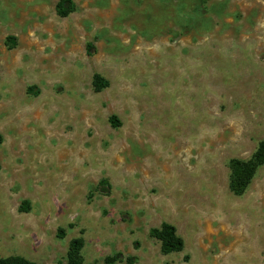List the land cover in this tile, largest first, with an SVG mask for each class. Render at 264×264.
I'll list each match as a JSON object with an SVG mask.
<instances>
[{
  "label": "rangeland",
  "instance_id": "obj_1",
  "mask_svg": "<svg viewBox=\"0 0 264 264\" xmlns=\"http://www.w3.org/2000/svg\"><path fill=\"white\" fill-rule=\"evenodd\" d=\"M72 1L0 0V258L264 264V0Z\"/></svg>",
  "mask_w": 264,
  "mask_h": 264
},
{
  "label": "trees",
  "instance_id": "obj_2",
  "mask_svg": "<svg viewBox=\"0 0 264 264\" xmlns=\"http://www.w3.org/2000/svg\"><path fill=\"white\" fill-rule=\"evenodd\" d=\"M76 11V5L72 0H58L55 6L57 16L65 18L71 13ZM109 85L107 80L102 79L99 75L95 74L92 79L93 91L98 93ZM110 123L117 127V120L110 118ZM1 143V136H0ZM264 164V138L259 142L256 151L253 155L245 161L231 160L229 162V189L235 195H242L248 188L254 173L258 167ZM100 189L103 192H108L109 186L106 183L100 184ZM62 233V230H60ZM150 236L158 241L160 246V253L169 255L173 253H180L183 250V240L177 234L173 225L163 222L158 228H153L149 232ZM84 242L81 236L72 239L69 243L66 253L67 264H82L81 250ZM133 257L123 258L121 254L108 256L104 259V264H134ZM0 264H37L24 257L9 256L0 258Z\"/></svg>",
  "mask_w": 264,
  "mask_h": 264
}]
</instances>
